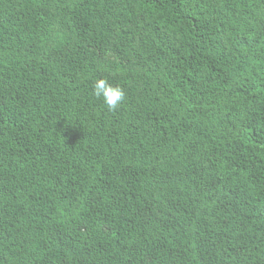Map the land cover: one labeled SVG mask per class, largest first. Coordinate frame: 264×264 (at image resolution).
Segmentation results:
<instances>
[{
	"label": "trees",
	"instance_id": "1",
	"mask_svg": "<svg viewBox=\"0 0 264 264\" xmlns=\"http://www.w3.org/2000/svg\"><path fill=\"white\" fill-rule=\"evenodd\" d=\"M0 264H264V0H0Z\"/></svg>",
	"mask_w": 264,
	"mask_h": 264
},
{
	"label": "clouds",
	"instance_id": "2",
	"mask_svg": "<svg viewBox=\"0 0 264 264\" xmlns=\"http://www.w3.org/2000/svg\"><path fill=\"white\" fill-rule=\"evenodd\" d=\"M94 95L102 98L104 104L111 111H115L122 104L126 93L122 86L113 85L107 78L96 79L93 84Z\"/></svg>",
	"mask_w": 264,
	"mask_h": 264
}]
</instances>
